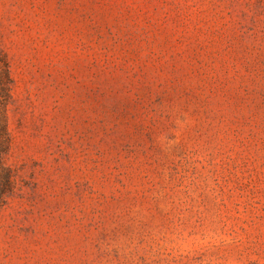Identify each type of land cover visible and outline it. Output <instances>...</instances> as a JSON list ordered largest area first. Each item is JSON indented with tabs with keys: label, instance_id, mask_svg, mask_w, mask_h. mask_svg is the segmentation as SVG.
<instances>
[{
	"label": "rangeland",
	"instance_id": "rangeland-1",
	"mask_svg": "<svg viewBox=\"0 0 264 264\" xmlns=\"http://www.w3.org/2000/svg\"><path fill=\"white\" fill-rule=\"evenodd\" d=\"M3 85L0 264H264V0H0Z\"/></svg>",
	"mask_w": 264,
	"mask_h": 264
},
{
	"label": "trees",
	"instance_id": "trees-1",
	"mask_svg": "<svg viewBox=\"0 0 264 264\" xmlns=\"http://www.w3.org/2000/svg\"><path fill=\"white\" fill-rule=\"evenodd\" d=\"M2 88H3V93H2L3 100H0V118H1L0 119V138H3V143L7 145L5 146V150H4L6 151L8 150V147H9V139L7 137V132L5 130V125H4V121H2V118H3L5 105L9 99V91L5 85H3ZM1 148L2 146H0V149ZM3 174L5 175L4 178L1 177ZM0 179L2 180V185H0V209H1L7 203L8 196L12 194L14 191V181L12 180V174L8 170V168L4 166L3 160L1 158H0Z\"/></svg>",
	"mask_w": 264,
	"mask_h": 264
}]
</instances>
